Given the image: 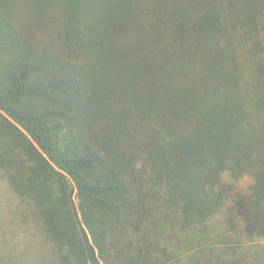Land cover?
<instances>
[{"label":"rangeland","instance_id":"rangeland-1","mask_svg":"<svg viewBox=\"0 0 264 264\" xmlns=\"http://www.w3.org/2000/svg\"><path fill=\"white\" fill-rule=\"evenodd\" d=\"M84 3L82 19L101 37L107 67L95 92L86 75L92 63L62 0H10L8 21L46 94L91 122L85 143L103 158L102 171L133 186V205L106 229L109 264H264V0ZM47 99L42 109L58 110ZM214 115L221 206L204 224L186 225L170 187L174 161ZM35 210L0 174V264L57 263Z\"/></svg>","mask_w":264,"mask_h":264},{"label":"trees","instance_id":"trees-1","mask_svg":"<svg viewBox=\"0 0 264 264\" xmlns=\"http://www.w3.org/2000/svg\"><path fill=\"white\" fill-rule=\"evenodd\" d=\"M62 3L76 23L82 51L92 63L86 75L95 92L107 69L100 62L102 39L82 19L84 0ZM10 13V0H0V174L6 172L13 190L33 202L37 218L44 224V235L53 243L57 263L52 264H109L106 229L133 205V186L111 171H102L103 158L85 143L91 122L84 118L75 120L70 105L63 112L59 100L46 94L45 84L35 78L31 51L21 50L12 37ZM122 77L134 93L133 77L127 71ZM42 98L51 100L58 110L54 106L43 110ZM56 114L74 120L72 126L58 121ZM214 121L215 115L205 118L189 135L174 161L170 187L174 201L182 202L186 225L204 224L221 206L222 193L214 190L222 155L220 141L214 149L215 135L210 132L216 125ZM68 175L75 183L77 206ZM165 178L167 184L169 176ZM260 194L263 196L264 190Z\"/></svg>","mask_w":264,"mask_h":264}]
</instances>
